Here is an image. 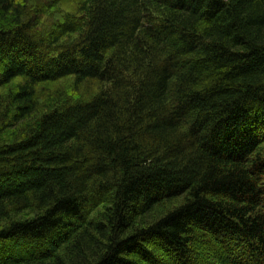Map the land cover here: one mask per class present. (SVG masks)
Masks as SVG:
<instances>
[{
    "label": "trees",
    "instance_id": "trees-1",
    "mask_svg": "<svg viewBox=\"0 0 264 264\" xmlns=\"http://www.w3.org/2000/svg\"><path fill=\"white\" fill-rule=\"evenodd\" d=\"M0 264H264V0H0Z\"/></svg>",
    "mask_w": 264,
    "mask_h": 264
}]
</instances>
